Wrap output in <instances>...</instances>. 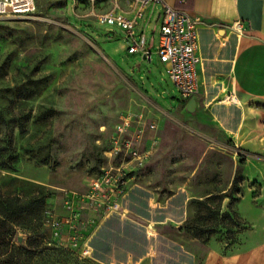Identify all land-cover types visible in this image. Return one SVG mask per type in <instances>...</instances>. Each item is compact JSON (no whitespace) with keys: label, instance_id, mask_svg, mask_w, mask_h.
Here are the masks:
<instances>
[{"label":"rangeland","instance_id":"obj_1","mask_svg":"<svg viewBox=\"0 0 264 264\" xmlns=\"http://www.w3.org/2000/svg\"><path fill=\"white\" fill-rule=\"evenodd\" d=\"M134 1L36 0L33 14L0 16V198L25 200L33 215L12 224L0 264H206L215 252L245 251L264 264V170L252 168L260 181L242 178L248 157L262 156L237 149L215 104L200 91L182 98L163 71L160 5L150 20L148 7L134 36L101 21ZM143 31L151 61L119 48L124 36L141 44ZM117 168L129 209L106 219L82 211L91 255L54 239L45 212L68 213V196Z\"/></svg>","mask_w":264,"mask_h":264},{"label":"crops","instance_id":"obj_2","mask_svg":"<svg viewBox=\"0 0 264 264\" xmlns=\"http://www.w3.org/2000/svg\"><path fill=\"white\" fill-rule=\"evenodd\" d=\"M164 2L188 10L197 20L199 91L203 95V102L215 104L210 106L211 109L215 108L214 117L237 149L262 156V159L248 157L242 171V178L247 181H260L256 172L253 174L252 168L264 170V0ZM150 5L149 20L153 18L157 5L163 10V4ZM150 5L142 8L139 2L134 1L130 11L121 12L133 17L141 10L143 16ZM162 15L163 12L159 14L161 20ZM126 36L119 42L120 49H125L126 44L129 47L135 44L128 43ZM158 41L159 36L154 40L156 47ZM140 49L143 50V57L146 53L152 55L151 49L146 48V36L144 46ZM145 59L151 61L147 57ZM217 97L219 101H216ZM224 105L228 109L220 110ZM135 193L138 197L147 195L142 190H136ZM245 193H252V189L248 187ZM128 194L127 187L121 200V210L105 215V219L113 214H123L129 209L124 204ZM187 220L184 217L179 223ZM86 244L91 253V245H88V241ZM260 257L264 258V247ZM206 264H255L254 253L245 251L239 255H225L215 252L209 255Z\"/></svg>","mask_w":264,"mask_h":264},{"label":"built area","instance_id":"obj_3","mask_svg":"<svg viewBox=\"0 0 264 264\" xmlns=\"http://www.w3.org/2000/svg\"><path fill=\"white\" fill-rule=\"evenodd\" d=\"M136 2H139L142 8L150 4H163L157 53L164 64L165 72L180 91L182 98L196 95L199 92L198 65L200 62L197 20L188 10L168 5L164 0H136ZM35 9L36 0H0V16L30 15ZM141 17V10H138L133 17L118 11L103 14L101 21L120 28L127 36H134ZM144 43L145 34L142 33L141 44L131 45L129 51H138ZM119 131L122 133L124 128L120 127ZM124 145L129 152L133 151L129 141ZM113 150L121 151L119 141L114 142ZM133 153L140 162L143 161V156L137 155V151ZM127 185L128 179L121 168L105 169L91 181L87 192L68 196V213L59 214L50 210L45 212L44 222L50 228L52 237L59 240L61 244L67 242L70 248L81 249L80 252L89 255L86 241L84 243L80 235L82 211L102 210L105 215L119 212Z\"/></svg>","mask_w":264,"mask_h":264},{"label":"trees","instance_id":"obj_4","mask_svg":"<svg viewBox=\"0 0 264 264\" xmlns=\"http://www.w3.org/2000/svg\"><path fill=\"white\" fill-rule=\"evenodd\" d=\"M15 199L7 193L1 194L0 198V260L3 261H7L10 256V244L13 232L12 224L17 217L33 216L32 214H25L24 207L28 202L18 197Z\"/></svg>","mask_w":264,"mask_h":264},{"label":"water","instance_id":"obj_5","mask_svg":"<svg viewBox=\"0 0 264 264\" xmlns=\"http://www.w3.org/2000/svg\"><path fill=\"white\" fill-rule=\"evenodd\" d=\"M145 57H147V58L151 59V54H150V53H148V54H147V56H146V55H144V58H145ZM194 105H195V101H193V102L190 104L189 108H190V109H193Z\"/></svg>","mask_w":264,"mask_h":264}]
</instances>
